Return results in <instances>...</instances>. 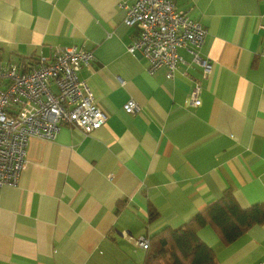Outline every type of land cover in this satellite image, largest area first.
<instances>
[{
  "label": "crops",
  "instance_id": "obj_1",
  "mask_svg": "<svg viewBox=\"0 0 264 264\" xmlns=\"http://www.w3.org/2000/svg\"><path fill=\"white\" fill-rule=\"evenodd\" d=\"M170 1L206 35L197 59L177 49L168 78L127 51L139 33L122 23L132 0H0V66L89 51L76 74L106 116L87 135L64 125L29 141L19 184L0 187V264H143L137 240L225 191L243 209L264 204V0ZM198 236L216 264H264V223L229 244L210 225Z\"/></svg>",
  "mask_w": 264,
  "mask_h": 264
},
{
  "label": "built area",
  "instance_id": "obj_2",
  "mask_svg": "<svg viewBox=\"0 0 264 264\" xmlns=\"http://www.w3.org/2000/svg\"><path fill=\"white\" fill-rule=\"evenodd\" d=\"M126 26L139 29L127 51L148 62L149 72L165 67L170 78L180 61L178 48H187L197 59L196 50L206 31L178 11L170 0H132L123 5ZM264 56V47L260 53ZM93 59L91 52L77 47L59 48L48 60L35 66H0V187L17 186L25 167L26 147L31 139L52 141L60 128L68 125L83 135L99 129L106 116L99 110L88 86L77 71ZM206 72L210 65L202 62ZM189 103L199 105V88L189 93ZM126 113L136 111L127 102ZM137 247L146 250L148 239L140 238Z\"/></svg>",
  "mask_w": 264,
  "mask_h": 264
},
{
  "label": "trees",
  "instance_id": "obj_3",
  "mask_svg": "<svg viewBox=\"0 0 264 264\" xmlns=\"http://www.w3.org/2000/svg\"><path fill=\"white\" fill-rule=\"evenodd\" d=\"M149 217L155 216L150 210ZM264 223V204L241 208L232 192L225 191L194 217L175 229H163L148 240L143 264H216L212 249L198 236L201 227L210 225L219 240L229 244L251 226Z\"/></svg>",
  "mask_w": 264,
  "mask_h": 264
}]
</instances>
